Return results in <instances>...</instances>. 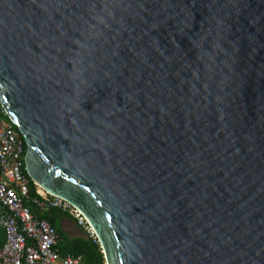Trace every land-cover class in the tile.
<instances>
[{
    "label": "water",
    "instance_id": "obj_1",
    "mask_svg": "<svg viewBox=\"0 0 264 264\" xmlns=\"http://www.w3.org/2000/svg\"><path fill=\"white\" fill-rule=\"evenodd\" d=\"M0 106L106 264H264V0H0Z\"/></svg>",
    "mask_w": 264,
    "mask_h": 264
},
{
    "label": "built area",
    "instance_id": "obj_2",
    "mask_svg": "<svg viewBox=\"0 0 264 264\" xmlns=\"http://www.w3.org/2000/svg\"><path fill=\"white\" fill-rule=\"evenodd\" d=\"M23 138L11 122L0 120V264H84L81 257L62 254V238L42 215L58 209L97 241L82 213L39 186L30 189V179L22 171ZM39 197L35 196L34 194Z\"/></svg>",
    "mask_w": 264,
    "mask_h": 264
},
{
    "label": "trees",
    "instance_id": "obj_3",
    "mask_svg": "<svg viewBox=\"0 0 264 264\" xmlns=\"http://www.w3.org/2000/svg\"><path fill=\"white\" fill-rule=\"evenodd\" d=\"M0 120L10 122L5 115L3 109L0 106ZM16 128V127H15ZM26 152V145L23 140V156ZM22 171L27 176L25 170H24V163L22 164ZM34 184L32 181H30V189L34 192ZM35 196L39 197L34 194ZM64 216H68L66 214H63ZM60 211L58 210H51L49 213H47L44 218L57 229L59 232L61 238H63V243L61 244V247L59 248L60 252L62 254L65 253H72L76 257H81L82 262L84 264H106L104 255L102 253V250L100 248V245L98 241H94L93 239L85 236L84 238L80 239H74V240H66L62 232L60 231L59 227L57 226L55 222V218L57 216H63ZM1 241V240H0ZM3 242V240L1 241Z\"/></svg>",
    "mask_w": 264,
    "mask_h": 264
},
{
    "label": "crops",
    "instance_id": "obj_4",
    "mask_svg": "<svg viewBox=\"0 0 264 264\" xmlns=\"http://www.w3.org/2000/svg\"><path fill=\"white\" fill-rule=\"evenodd\" d=\"M51 210H58V209H50L47 213H49ZM58 211H60V210H58ZM47 213L43 214L42 218H44V216ZM61 214L63 215L66 213L61 212ZM58 221H60V225L58 224ZM55 222H56L57 226L59 227L60 231L62 232V234L64 235L66 240L80 239V238H84L85 236L89 237L87 235V233L69 215L68 216H64V215L63 216H57L55 218ZM66 233H67V236L65 235ZM0 240L1 241L3 240V242H4V235H3V232L1 230H0ZM1 241H0V243H3ZM62 243H63V238H62V241L59 245V248L61 247Z\"/></svg>",
    "mask_w": 264,
    "mask_h": 264
},
{
    "label": "rangeland",
    "instance_id": "obj_5",
    "mask_svg": "<svg viewBox=\"0 0 264 264\" xmlns=\"http://www.w3.org/2000/svg\"><path fill=\"white\" fill-rule=\"evenodd\" d=\"M58 224L60 225V221H58ZM65 235L67 236V233Z\"/></svg>",
    "mask_w": 264,
    "mask_h": 264
},
{
    "label": "flooded vegetation",
    "instance_id": "obj_6",
    "mask_svg": "<svg viewBox=\"0 0 264 264\" xmlns=\"http://www.w3.org/2000/svg\"><path fill=\"white\" fill-rule=\"evenodd\" d=\"M23 158H24V156H23ZM23 160V159H22ZM24 163V162H23Z\"/></svg>",
    "mask_w": 264,
    "mask_h": 264
}]
</instances>
